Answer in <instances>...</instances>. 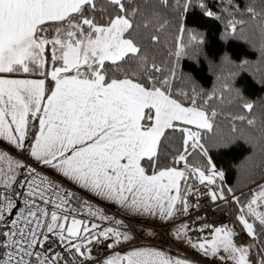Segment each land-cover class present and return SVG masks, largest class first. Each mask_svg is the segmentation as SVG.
I'll return each mask as SVG.
<instances>
[{
	"label": "snow or ice",
	"instance_id": "snow-or-ice-1",
	"mask_svg": "<svg viewBox=\"0 0 264 264\" xmlns=\"http://www.w3.org/2000/svg\"><path fill=\"white\" fill-rule=\"evenodd\" d=\"M190 6L191 0H184L183 11ZM108 7L112 12H107ZM180 7L181 0L175 4L170 0H103L97 19L98 0H0V139L24 150L31 126L38 124L31 133L29 153L37 162L133 214L159 215L162 220L177 211L186 214L187 195L192 191L189 181L213 185L224 173L217 172L210 159L206 167L188 163L193 151L208 156L201 131L214 130L218 112L209 108V102L215 94L202 97L195 88L191 94L183 90L174 94L173 70L165 75V67L150 51L170 27L167 9ZM200 7L207 16L215 15L203 0ZM261 8L257 13L249 6L247 12L254 20L261 17L256 26L264 36V0ZM106 12L108 19L101 23ZM237 23L244 21H229L232 32ZM184 32L181 25L175 51H168L170 57L183 54ZM191 39L198 38L192 35ZM48 51L51 71H47ZM33 75L43 79L26 78ZM49 80L51 87L46 85ZM225 90H230L229 85ZM236 99H241L238 91ZM242 107L251 113L254 105L243 102ZM247 124L255 125V120L247 119ZM170 131L182 134V151H176L173 163L183 162L184 170L158 166L162 141L169 139ZM21 169L24 174L18 177ZM208 195L213 202L225 199L223 190ZM73 197L34 168L0 152V264H69L62 253L45 247L53 235L73 257L72 264L76 256L92 259L88 245L111 240L108 247L112 248L131 239L117 228L76 219L77 210L70 206ZM234 202L240 204L237 220L242 230L255 240L257 230L249 218L264 231V186L246 204L239 198ZM42 205L57 211L49 212ZM85 206L90 216L110 219L86 202ZM211 230V239L195 243L188 238L187 224L176 235L206 257L219 256L225 264H264V249L257 262L250 258L249 247L234 242L232 229ZM102 264L190 262L154 248H135L108 257Z\"/></svg>",
	"mask_w": 264,
	"mask_h": 264
},
{
	"label": "trees",
	"instance_id": "trees-1",
	"mask_svg": "<svg viewBox=\"0 0 264 264\" xmlns=\"http://www.w3.org/2000/svg\"><path fill=\"white\" fill-rule=\"evenodd\" d=\"M170 2L175 4V0ZM183 2L181 0L180 8L167 9L170 27L161 34V42L151 47L150 51L157 62L165 67V75H168V69L173 70L170 80L174 94L181 90L191 94L193 88L202 97L215 94V98L209 102V108L218 112L214 130L211 133L201 131V142L205 144L208 156L205 157L199 150L193 151L188 156V163L191 166L206 167L210 159L216 170L224 173L222 179L219 178L209 187L212 191L223 190L225 197L232 196L234 223L246 235L250 258L258 262L261 250L264 249V231L251 218L250 222L254 223L257 230V238L253 240L242 230L237 220L240 204H236L234 198L246 204L259 185L264 186V36L256 26L261 17L257 15L254 20L247 12V8L252 6L260 13L261 0H231L230 5L228 0H203L206 7L215 14L213 17L207 16L200 7L201 0H191L187 11H183ZM101 6L103 0H98L95 13L97 19L101 18ZM107 12H112V8L108 7ZM107 12L103 14L101 23L107 21ZM230 20H242L244 23H237L236 31L232 32L228 26ZM181 25L185 28L182 39L184 52L179 58L170 57L168 51H175L176 36L179 35ZM192 35L198 39L193 41ZM49 66L52 67V63ZM46 85L51 87L50 80L46 81ZM225 85H229L230 90H225ZM237 91L240 100L236 99ZM243 102L254 105L251 113L243 109ZM240 115L246 119H234ZM247 119H254L255 125H248ZM36 127L37 124L31 126L25 148L20 151L23 157L31 146V133L36 131ZM168 136L167 141H162L158 166L178 167L173 161L176 151H182V134L170 131ZM198 185L193 184V187ZM228 189L232 190L231 193Z\"/></svg>",
	"mask_w": 264,
	"mask_h": 264
},
{
	"label": "built area",
	"instance_id": "built-area-1",
	"mask_svg": "<svg viewBox=\"0 0 264 264\" xmlns=\"http://www.w3.org/2000/svg\"><path fill=\"white\" fill-rule=\"evenodd\" d=\"M22 160L23 164L28 167L34 168L41 177H47L54 185H59L65 192H72L74 197L80 195L76 189L67 184L63 179L57 177L47 169H44L37 164H34L26 159L18 157ZM181 164V163H180ZM19 191H25L26 189H18ZM211 191L210 187L207 185H199L192 189L191 194L187 195V202L189 205V211L185 214L182 211H177L168 222L159 225H152L147 223H142L136 220L128 219L118 212L114 211L109 207H105L89 199L82 198V201L87 202L93 211H99L101 213H108L112 215L116 221H120L124 225V232H127L131 236L129 241H121L120 244L115 245L112 248H109L108 245L113 243L111 240H105L99 243H93L88 245L91 248V260H84L83 258L76 256L74 258L75 264H100V261L113 253V251L120 246H126L130 244H151L164 248L177 249V246L170 237L169 231L177 225L187 224L188 225V238L194 242H199L202 238H210L213 235L212 228L228 226L229 224L234 231V242L238 246L247 247L248 241L245 235L240 232L234 222L232 217L231 209V196L225 197L224 200H216L213 202L208 195V192ZM71 201V207L77 210L75 213L76 218L87 220L91 223L97 222L94 217L88 214V207H75L74 198ZM23 206L21 202V207ZM51 211H57L51 205H42ZM223 206V207H221ZM82 212H84V217ZM87 215V216H86ZM14 218V216L12 217ZM208 225L210 227L205 228L204 226ZM235 226V227H234ZM114 227H119L118 225ZM137 227H143L149 234H140L137 231ZM204 228V231L201 232L199 229ZM121 230V229H120ZM46 231V230H45ZM79 242V241H77ZM45 247H52L56 252H60L63 256L67 257L69 264H72L73 257L67 251H65L58 243L57 238L53 235L50 237V241ZM223 255V253H221ZM223 264L225 262L223 261ZM227 264H231V261H228Z\"/></svg>",
	"mask_w": 264,
	"mask_h": 264
},
{
	"label": "crops",
	"instance_id": "crops-1",
	"mask_svg": "<svg viewBox=\"0 0 264 264\" xmlns=\"http://www.w3.org/2000/svg\"><path fill=\"white\" fill-rule=\"evenodd\" d=\"M46 55L50 58V51H48L46 53ZM51 66H49V63L47 65V71H51ZM10 78H25V77H10ZM26 78H30V79H43V77L41 76H37V75H33V76H29ZM38 127V124H37ZM36 127V128H37ZM31 147V146H30ZM20 151L19 149H16L14 146L10 145L6 140L0 139V152H5L7 153L8 156L12 157L13 159L16 160V158L21 157L24 158L34 164H37L38 166L47 169L48 171H50L51 173H53L54 175H56L57 177L63 179L67 184H69L71 187H73L74 189H76L78 191V193L80 195L76 197H74V205L75 207H85V202L82 201V198L84 199L85 197L91 201H94L95 203H98L100 205H103L105 207H109L111 209H113L114 211L118 212L119 214L123 215L124 217L128 218V219H132V220H136L142 223H147V224H152V225H159V224H164L167 221H169L170 219H164L162 220L159 215L156 216H149V215H138V214H133L129 211H127L126 209L122 208L120 205L115 204L111 201L102 199L98 196H96L94 193L88 191L87 189H83L81 188L79 185L73 183L72 181H69L66 177H63L62 174H60L59 172H57L56 170L43 165L40 162H37L34 158H32L30 156V148L28 149V151L26 152V156L23 157L20 155ZM179 170H183L180 167H176ZM182 191H183V185H182ZM85 198V199H86ZM86 205H88V203L86 202ZM180 205H177V208H179ZM50 219V217H49ZM71 220V219H69ZM83 220V219H80ZM86 222H88L89 224H91V222L84 220ZM180 224L175 226L174 228L170 229L169 234L171 239L173 240V242L176 243L175 245L177 246V249H171V248H164V247H159L156 245H151V244H130V245H126V246H120L117 247L113 253H111L110 255H108L107 257L103 258L100 261V264H102V262L108 258L111 257L117 253H119L120 255H125L128 251H131L135 248H154L156 250H160L165 252L167 255H169L170 257H172L173 259H187L190 264H223V261L220 260L219 256L216 257H206L204 256V254L200 251H198L197 249H194L191 247V245L189 243H184L180 241V236L178 237L176 235L177 230L180 228ZM137 231L140 234H149L147 232V230H145L143 227H137ZM211 239V237L209 238ZM193 242V241H192ZM195 243V242H194Z\"/></svg>",
	"mask_w": 264,
	"mask_h": 264
},
{
	"label": "rangeland",
	"instance_id": "rangeland-1",
	"mask_svg": "<svg viewBox=\"0 0 264 264\" xmlns=\"http://www.w3.org/2000/svg\"><path fill=\"white\" fill-rule=\"evenodd\" d=\"M50 56H51V52H50ZM49 63H51L50 62V58H49ZM16 160H19L21 163H23L22 162V160L21 159H19V158H16ZM176 165H178L181 169H183V162H181V164H176ZM6 166V165H5ZM184 170V169H183ZM217 172H219L218 170H217ZM24 174V170L23 169H21V170H19V172H18V177L19 176H22ZM206 174H208L207 173V171H206ZM219 176H217L216 178H215V182H217L218 180H219ZM193 181V182H192ZM195 181V182H194ZM193 184L195 185V184H200L199 183V180L198 179H192V180H190V182H189V185H191L192 186V188H194L193 187ZM202 185H207L206 183L205 184H202ZM208 186H210V185H208ZM260 188H261V184L259 185V188H258V190H256V191H254L253 193H255V192H258L259 190H260ZM212 191V190H211ZM253 195V194H252ZM251 198H252V196H251ZM250 198V199H251ZM249 199V200H250ZM248 200V201H249ZM262 210H264V209H262ZM82 214H83V217H84V212H82ZM104 215H106V216H108L110 219L108 220V221H101V220H99V219H97V218H94L95 220H97V222H95V223H97V224H100L101 225V227L103 228V227H114V226H116V224L114 223L115 221H116V219L112 216V215H110V214H108V213H103ZM87 216V215H86ZM69 219H71V215L69 216ZM76 219H78V218H76ZM69 222H70V220H69ZM94 223V222H93ZM237 226V225H236ZM228 228H230V229H232V227H231V225L229 224L228 226H227ZM235 227V226H234ZM114 228H117L119 231H121V232H124L123 231V229H124V225L121 223L120 225H119V227H114ZM237 228H238V226H237ZM3 229V225H1V230ZM121 229V230H120ZM238 230H239V228H238ZM241 231V230H240ZM180 241L181 242H184V243H188V241H187V239H185L183 236H180ZM176 243V242H175ZM177 244V243H176ZM178 245V244H177ZM178 246H180V245H178Z\"/></svg>",
	"mask_w": 264,
	"mask_h": 264
}]
</instances>
